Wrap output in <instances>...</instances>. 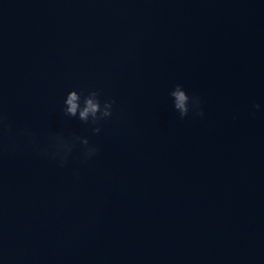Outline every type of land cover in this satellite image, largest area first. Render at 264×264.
Here are the masks:
<instances>
[{
    "label": "water",
    "instance_id": "1",
    "mask_svg": "<svg viewBox=\"0 0 264 264\" xmlns=\"http://www.w3.org/2000/svg\"><path fill=\"white\" fill-rule=\"evenodd\" d=\"M72 90L116 100L100 133ZM0 111V264H264V0H0Z\"/></svg>",
    "mask_w": 264,
    "mask_h": 264
},
{
    "label": "clouds",
    "instance_id": "2",
    "mask_svg": "<svg viewBox=\"0 0 264 264\" xmlns=\"http://www.w3.org/2000/svg\"><path fill=\"white\" fill-rule=\"evenodd\" d=\"M173 98L174 109L179 112L181 119L189 115L192 111L197 116H203L201 101L198 96L190 97L181 84H176L170 92ZM115 99H101L98 90L84 93L83 90L70 91L64 101L63 113L70 118L78 119L82 124L88 125L94 134L102 131V121H106L113 116ZM254 109H259L260 105H253ZM255 115V111L252 112ZM20 137L26 139V147L38 152L43 158L56 161L59 167H65L69 157L77 146L82 147L81 158L84 161L95 157L99 152V147L90 143L87 137L75 134L65 135L63 132L51 134L44 145L37 143V138L30 128H23L18 132ZM7 139V143H5ZM19 148V144L13 139V125L8 117L0 111V153L3 151L14 152Z\"/></svg>",
    "mask_w": 264,
    "mask_h": 264
}]
</instances>
